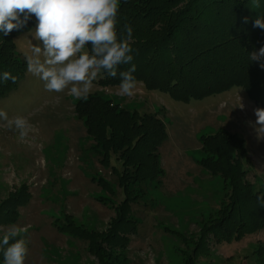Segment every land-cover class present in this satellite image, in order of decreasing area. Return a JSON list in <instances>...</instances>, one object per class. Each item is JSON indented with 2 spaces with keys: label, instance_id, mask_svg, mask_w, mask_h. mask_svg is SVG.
<instances>
[{
  "label": "rangeland",
  "instance_id": "rangeland-1",
  "mask_svg": "<svg viewBox=\"0 0 264 264\" xmlns=\"http://www.w3.org/2000/svg\"><path fill=\"white\" fill-rule=\"evenodd\" d=\"M35 27L15 38L26 62L32 45L39 43L33 36ZM99 79L98 75L86 96L97 95L119 109L155 114L164 121L168 138L158 149L160 178L131 202L137 230L129 232L125 248L111 252L117 262L96 253L81 230L99 235L96 244L105 242L117 218L115 206L126 198L118 178L124 169L119 154L112 156L110 165L101 163L94 148L97 141L76 110L84 97L71 94V85L59 93L47 91L44 82L27 71L18 88L0 98V110L10 119L22 116L29 123L28 135L21 139L0 120V229H27L22 233L27 244L24 264H191L188 258L192 264H264V228L231 242L203 231L220 219L221 208L230 206L232 189L200 162L207 155L202 136L223 129L242 138L250 160L244 164L246 179L255 189H264V139H257L249 123L255 121L258 106L247 93L234 88L185 103L166 92L148 90L141 82L131 96L123 95L119 85H103ZM17 203L19 214L14 216L8 210ZM68 221L80 228L77 236L55 225ZM199 245L208 246V256L202 251L194 254ZM103 247L101 253L110 251L107 244Z\"/></svg>",
  "mask_w": 264,
  "mask_h": 264
},
{
  "label": "trees",
  "instance_id": "trees-1",
  "mask_svg": "<svg viewBox=\"0 0 264 264\" xmlns=\"http://www.w3.org/2000/svg\"><path fill=\"white\" fill-rule=\"evenodd\" d=\"M260 4L259 9H252L251 0H119L116 30L118 36H124L126 25L133 29V60L121 65L115 78L98 72L99 83L119 85V73L134 64L137 82L148 90L166 92L177 101L189 103L241 88L255 105L264 108V69L249 60L251 52L264 46V30L253 27L257 16L264 15V0ZM244 17H248L247 23ZM34 26L33 15L23 28L7 36L0 33V76L9 72L17 77L15 83L0 79V98L16 90L26 76L27 62L18 52L15 38ZM85 51L90 52V46ZM76 110L85 117L87 130L97 141L94 148L101 163L108 166L112 156L119 154L118 161L124 168L118 178L126 198L115 206L117 218L105 235V242L98 245L99 235L81 230L96 253L110 259L109 262H117L112 260L113 250L125 248L129 232L137 230L138 223L130 214L131 202L145 193L151 181L159 180L162 173L158 149L168 138L166 125L155 114L139 115L119 109L117 104L97 95L81 98ZM201 138L207 155L200 162L214 175H221L226 188L232 189L230 206L220 209L223 214L210 227L204 225V233L212 231L219 241L231 242L262 230L264 207L257 201L258 189L246 179L248 170L244 164L250 160L244 140L223 129L214 136ZM103 185L112 191L108 182ZM134 189L137 191L133 194ZM19 205L8 212L17 216ZM69 221L55 225L77 236L80 228ZM103 244L110 248L106 254L101 253L105 250ZM207 247L197 246L194 254L202 251V255L208 256ZM188 261L192 264L191 259Z\"/></svg>",
  "mask_w": 264,
  "mask_h": 264
},
{
  "label": "clouds",
  "instance_id": "clouds-1",
  "mask_svg": "<svg viewBox=\"0 0 264 264\" xmlns=\"http://www.w3.org/2000/svg\"><path fill=\"white\" fill-rule=\"evenodd\" d=\"M260 7V0H251L252 9ZM118 8L119 0H0V33L7 36L23 28L34 15L33 36L39 43L32 45V54L26 57L28 73L42 80L47 91L59 93L71 85V94L86 98L98 72L115 78L120 66L133 60V29L126 25V34L118 36ZM247 22L248 17H244V23ZM253 27L264 30V15L257 16ZM86 46H90V52L85 51ZM249 60L264 69V46L251 52ZM134 72L133 64L119 73L121 94H133L137 86ZM0 79L15 83L17 77L4 72ZM239 106L243 108L241 103ZM254 115L255 121L249 123L257 139H264V108H256ZM0 120L10 130L18 131L21 139L28 135L29 123L25 117L10 119L6 111L0 110ZM258 192L257 201L264 207V191L258 189ZM0 231L4 264H24L27 244L22 233L27 229L12 225Z\"/></svg>",
  "mask_w": 264,
  "mask_h": 264
}]
</instances>
